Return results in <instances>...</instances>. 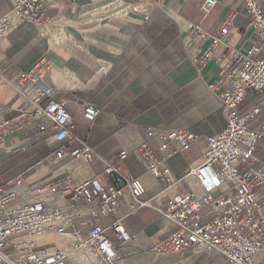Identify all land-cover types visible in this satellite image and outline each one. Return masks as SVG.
Returning <instances> with one entry per match:
<instances>
[{"label":"crops","instance_id":"0c3cea01","mask_svg":"<svg viewBox=\"0 0 264 264\" xmlns=\"http://www.w3.org/2000/svg\"><path fill=\"white\" fill-rule=\"evenodd\" d=\"M203 1L51 0L41 22L18 21L0 43V117H14L21 107L13 82L16 73L45 59V83L71 115L76 135L96 156L73 161L68 153L57 154L56 147L46 141L48 134L32 136L25 129L15 130L0 152V187L19 177L22 186L16 190L22 199L53 208L69 205L72 199L63 188L51 195L37 191L36 186L56 179L89 177L105 185V161L126 150V158L117 167L143 182L145 197L152 204L163 194L172 195L174 189L151 177L133 150L142 137L141 128L161 126L194 136L187 149L169 145L167 164L173 177L185 176L199 160L205 137L225 126L218 94L209 87L217 71V58L231 48L250 47L256 41L248 18L240 12L230 27L227 45L215 49L198 69L190 50L199 47L201 52L210 46L211 36L234 2L223 0L205 15ZM11 6V0H0V17ZM194 27L207 37L197 42L196 36L185 48L183 40ZM87 105L99 110L93 121L83 116ZM247 105L246 99L240 109ZM256 157L255 167L264 161V140ZM176 190L184 192L186 187L179 183ZM130 201L129 191L124 190L117 211L123 215L131 239L125 243L114 239L117 264H225L214 251L187 252L172 261L158 259L153 245L173 225L153 207L131 212ZM93 207L99 225L107 226L113 220V214L102 215L96 209V201ZM253 262L264 264V248Z\"/></svg>","mask_w":264,"mask_h":264},{"label":"built area","instance_id":"2783aa9c","mask_svg":"<svg viewBox=\"0 0 264 264\" xmlns=\"http://www.w3.org/2000/svg\"><path fill=\"white\" fill-rule=\"evenodd\" d=\"M11 1L9 11L0 17V43L18 21L44 20L51 0ZM221 1L204 0L202 12L207 15ZM230 6L229 14L211 36L210 46L201 52L199 47L189 49L198 69H202L215 49L227 45L237 14L242 12L248 18L256 41L250 47L231 48L217 58V71L209 85L218 94L224 128L205 137L199 160L180 179L173 177L167 164L169 145L187 149L194 141L191 133L144 126L140 141L133 147L145 171L172 187L174 193L163 194L152 204L145 197L143 182L117 167L126 158V150L105 161V185L89 177L56 179L36 186L37 191L51 195L63 188L72 199L69 205L53 208L22 199L16 190L22 181L17 177L12 184L0 187V264H67L69 252L87 255L95 264H117L114 239L119 243L131 239L124 217L117 211L124 190L131 195V212L153 207L172 223L169 233L153 245L157 254L214 251L225 264H254L255 255L264 248V161L253 165L258 160L256 150L264 140V0H234ZM196 36L197 42L207 37L194 27L183 40L185 48ZM47 67L48 61L41 59L30 69L16 73L13 82L21 107L14 117H0V152L6 148L10 133L25 129L32 136L48 134L46 141L56 147L58 155L68 153L73 161H89L96 154L76 135L71 115L45 83ZM246 99L248 105L241 110ZM98 113L97 107L87 105L83 116L93 121ZM179 183L185 185L184 192L176 190ZM94 201L102 215H114L107 226L96 222ZM50 235L68 236V252L57 245L37 243L38 236Z\"/></svg>","mask_w":264,"mask_h":264},{"label":"bare ground","instance_id":"6f19581e","mask_svg":"<svg viewBox=\"0 0 264 264\" xmlns=\"http://www.w3.org/2000/svg\"><path fill=\"white\" fill-rule=\"evenodd\" d=\"M25 190V189H24ZM38 244H44L48 243L51 245H57L61 247L63 250L68 252V242L69 237L68 236H59V235H50V236H38L37 238ZM68 261L70 264H95V261L93 258L84 255L80 252H69L68 253ZM158 259L164 261H172L175 258H178V254H164L157 256Z\"/></svg>","mask_w":264,"mask_h":264},{"label":"rangeland","instance_id":"374dc122","mask_svg":"<svg viewBox=\"0 0 264 264\" xmlns=\"http://www.w3.org/2000/svg\"><path fill=\"white\" fill-rule=\"evenodd\" d=\"M1 160V159H0ZM1 184V183H0ZM169 254H175V253H169ZM67 264H70L69 262Z\"/></svg>","mask_w":264,"mask_h":264},{"label":"trees","instance_id":"16d2710c","mask_svg":"<svg viewBox=\"0 0 264 264\" xmlns=\"http://www.w3.org/2000/svg\"><path fill=\"white\" fill-rule=\"evenodd\" d=\"M0 185H3V183H1Z\"/></svg>","mask_w":264,"mask_h":264}]
</instances>
